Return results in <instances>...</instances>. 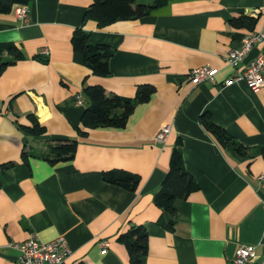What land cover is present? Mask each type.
Listing matches in <instances>:
<instances>
[{"label":"crops","instance_id":"0c3cea01","mask_svg":"<svg viewBox=\"0 0 264 264\" xmlns=\"http://www.w3.org/2000/svg\"><path fill=\"white\" fill-rule=\"evenodd\" d=\"M152 0H135L150 3ZM91 0H30V19L0 13V45L23 53L0 72V264H16L9 243L35 232L41 241L63 235L71 249L59 264H128L120 233L143 225L148 233L145 264H229L239 244L264 255V85L224 83L235 69L225 62L245 33L264 30V0H168L135 19L104 26L83 21ZM243 17V23L233 20ZM89 43L113 49L109 75L93 74L71 45L73 29ZM253 46L239 68L260 54ZM3 60L13 57L2 49ZM215 69L216 84L195 83L198 66ZM133 97L138 85L153 87L126 125L98 126L79 134L82 111L74 95L86 85ZM214 124L247 149L222 147L200 123ZM29 115L44 126L24 136ZM170 128L163 141L159 130ZM76 140L69 159L53 160L49 146ZM181 140L185 169L198 189L174 201V218L154 203L170 152ZM24 152V155H23ZM110 169L139 175L134 190L103 179ZM171 219L173 223L170 224ZM100 240H108L101 252Z\"/></svg>","mask_w":264,"mask_h":264},{"label":"trees","instance_id":"16d2710c","mask_svg":"<svg viewBox=\"0 0 264 264\" xmlns=\"http://www.w3.org/2000/svg\"><path fill=\"white\" fill-rule=\"evenodd\" d=\"M135 0H91L85 9L83 21L92 19L98 26H104L117 20L139 18L151 9L164 4L168 0H152L150 3L134 2ZM30 0H0V13L5 14L13 11L18 4H28ZM243 17L233 20L235 25L243 23ZM89 32L82 26L73 29L71 35V45L74 51L80 52L83 56L84 64L93 74L99 76L109 75V59L113 49L103 43H89ZM2 49H7L13 56L12 59L3 60L0 55V72L4 67L13 61L23 59L22 51L12 43L0 45ZM89 105L82 111L80 119L81 136L87 134L88 129L98 126L126 125L128 116L133 111L137 103L149 99L153 92V87L149 84L137 86L133 97L121 96L115 93L107 94L105 89L98 85H86L81 90ZM30 124L19 125V129L24 136H37L44 132V126L36 120L33 115H29ZM200 123L209 133H211L222 147H233L240 155H245L247 149L241 143L234 140L224 129L214 124L208 113L200 116ZM76 150V140L65 139L56 140L49 146V154L55 160H65L73 156ZM24 155V152H23ZM160 186L154 195V203L159 208L165 210L169 217L174 218L176 209L174 201L177 198L185 199L189 193L198 189L197 182L193 175L185 169L181 153V140L177 139L173 145L169 164ZM104 180L134 190L139 181V175L128 170L110 169L102 172ZM173 223L171 219L170 224ZM126 248L128 264H145L148 249V233L143 225H132L118 236Z\"/></svg>","mask_w":264,"mask_h":264},{"label":"built area","instance_id":"2783aa9c","mask_svg":"<svg viewBox=\"0 0 264 264\" xmlns=\"http://www.w3.org/2000/svg\"><path fill=\"white\" fill-rule=\"evenodd\" d=\"M13 12L21 23H27L30 19L28 4L14 6ZM261 42H264V30L249 31L244 34L238 47L231 48L228 51L225 62L235 69V72L225 78V85L239 80L244 81L252 90H257L264 85V49L260 54L250 58L244 68H239L248 51ZM215 72V69L210 66L199 65L190 70L188 77L195 83L208 81L216 84ZM74 102L77 105L84 103V96L81 91L74 95ZM168 127L166 125L159 130L155 136L157 141L165 139L170 129ZM260 178L264 180V175H260ZM108 244V240H100L101 252L106 251ZM9 245L18 250L16 264H59L71 253L67 238L63 235H58L49 241H41L35 232H30L24 240L9 243ZM255 258L254 246L239 244L236 246L234 256L229 264H254ZM258 264H264V255H262Z\"/></svg>","mask_w":264,"mask_h":264}]
</instances>
